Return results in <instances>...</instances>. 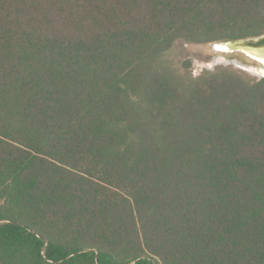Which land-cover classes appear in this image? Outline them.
<instances>
[{
    "label": "trees",
    "instance_id": "trees-1",
    "mask_svg": "<svg viewBox=\"0 0 264 264\" xmlns=\"http://www.w3.org/2000/svg\"><path fill=\"white\" fill-rule=\"evenodd\" d=\"M264 34V0H0V264H264V77L177 41Z\"/></svg>",
    "mask_w": 264,
    "mask_h": 264
},
{
    "label": "rangeland",
    "instance_id": "rangeland-1",
    "mask_svg": "<svg viewBox=\"0 0 264 264\" xmlns=\"http://www.w3.org/2000/svg\"><path fill=\"white\" fill-rule=\"evenodd\" d=\"M212 43L190 44L177 41L169 51V58L179 66L184 59L191 61V74L198 75L204 69H213L216 65L229 66L242 71L246 76L259 79L264 77L262 64L244 52H226L214 49Z\"/></svg>",
    "mask_w": 264,
    "mask_h": 264
},
{
    "label": "water",
    "instance_id": "water-1",
    "mask_svg": "<svg viewBox=\"0 0 264 264\" xmlns=\"http://www.w3.org/2000/svg\"><path fill=\"white\" fill-rule=\"evenodd\" d=\"M212 46L214 49L226 52H244L245 54L258 60L264 67V34L246 39L221 41L214 43Z\"/></svg>",
    "mask_w": 264,
    "mask_h": 264
}]
</instances>
